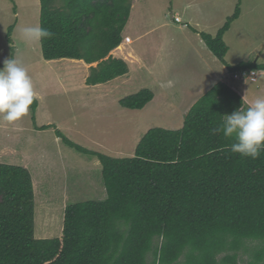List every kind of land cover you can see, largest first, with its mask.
Returning <instances> with one entry per match:
<instances>
[{"label":"trees","instance_id":"16d2710c","mask_svg":"<svg viewBox=\"0 0 264 264\" xmlns=\"http://www.w3.org/2000/svg\"><path fill=\"white\" fill-rule=\"evenodd\" d=\"M39 3L40 25L55 34L40 43L45 60L102 59L90 67L88 85L128 72L122 59H103L121 41L127 0ZM238 14L236 8L215 36L200 33L222 62L228 50L223 35ZM229 68L264 64L242 61ZM153 98L152 90L141 88L119 103L142 109ZM37 106L36 99L30 107L35 128L53 127L36 125ZM239 107H247L241 96L218 82L191 106L180 128L148 129L124 157L87 149L55 129L65 145L99 160L106 196L67 204L62 235L54 238L35 237L29 170L0 162V264H240L239 252L248 255L244 264H264V152L242 157L230 151L233 141L213 131Z\"/></svg>","mask_w":264,"mask_h":264},{"label":"rangeland","instance_id":"374dc122","mask_svg":"<svg viewBox=\"0 0 264 264\" xmlns=\"http://www.w3.org/2000/svg\"><path fill=\"white\" fill-rule=\"evenodd\" d=\"M163 1L170 5L177 0ZM127 3L130 5L128 0ZM222 6L221 13L225 9L227 17L233 15L236 8L239 11V19L233 20L231 28L223 35L228 47L224 58L229 63L230 77L240 70L232 72L229 65L232 67L239 61L264 64V0H222ZM214 12L218 14V10ZM39 14V0H0V68L11 56L28 67L37 93L36 125L52 124L53 127L36 129L31 108L25 118L15 123L0 119V162L21 165L29 170L34 191L35 237L54 238L62 235L67 204L101 200L106 196L99 160L65 145L57 138L55 129L87 149L114 157L131 156L148 129H174L177 126L180 114L170 111L175 112L181 99L155 89L156 97L142 109L122 107L119 100L142 88V81H132L133 85L126 90L84 94L80 67L65 60H45L40 43L29 45L19 38L17 28L40 24ZM9 27H13L12 43L6 36ZM255 70L259 74L261 69ZM257 84L246 81L245 86L256 89ZM161 98L167 99V103L162 104ZM168 102H177L174 110ZM150 258L149 255L148 260ZM247 258V253L239 252L240 264Z\"/></svg>","mask_w":264,"mask_h":264},{"label":"crops","instance_id":"0c3cea01","mask_svg":"<svg viewBox=\"0 0 264 264\" xmlns=\"http://www.w3.org/2000/svg\"><path fill=\"white\" fill-rule=\"evenodd\" d=\"M128 2L129 15L121 32V41L103 58L112 56L122 59L128 67L126 74L104 83L88 85L86 78L90 73V67L97 66L102 59L93 62L72 58L53 60V62L64 60L74 62L73 66L81 68L80 81L84 85L82 87L84 94L101 95L105 92H117L121 88L126 90L133 85L132 81H142L144 82L141 84L142 88H148L153 93L158 89L166 96L171 94L173 98L181 99L175 112L170 111L180 114V122L178 123V118L174 129L181 127L184 116L191 106L218 82L225 83L237 92L247 106L257 95H264V69L259 70L257 78L259 84L256 85V89L247 88L246 80L237 82L236 80L240 79L230 77L227 71L229 63L225 58V62L220 61L200 35L203 32L215 36L228 18L224 8L221 13L222 0L212 2L177 0L170 5L164 4L163 0H128ZM217 10L216 15L214 11ZM174 15H178L181 21H175ZM238 19L239 17L236 21ZM127 36L130 37L129 43L124 40ZM260 76L262 78L259 82ZM167 101L161 98L160 102L166 104ZM177 102L175 104L168 102L170 108L173 109ZM182 115L184 116L181 120Z\"/></svg>","mask_w":264,"mask_h":264},{"label":"clouds","instance_id":"9594fccd","mask_svg":"<svg viewBox=\"0 0 264 264\" xmlns=\"http://www.w3.org/2000/svg\"><path fill=\"white\" fill-rule=\"evenodd\" d=\"M17 32L19 38L29 45L52 39L55 35L39 23L19 26ZM36 99L28 67L13 56L5 59L0 68V119L8 123L22 120ZM222 117L213 131L233 141L231 152L257 159L264 152V95H257L247 107H239Z\"/></svg>","mask_w":264,"mask_h":264},{"label":"built area","instance_id":"2783aa9c","mask_svg":"<svg viewBox=\"0 0 264 264\" xmlns=\"http://www.w3.org/2000/svg\"><path fill=\"white\" fill-rule=\"evenodd\" d=\"M174 20L175 21H181V18L178 15H174ZM125 42L129 43L130 42V37L127 36L124 38ZM233 78L234 79H245L246 81H250V82H257V78H258V73L257 70L255 69H240L239 72H234L233 73Z\"/></svg>","mask_w":264,"mask_h":264}]
</instances>
